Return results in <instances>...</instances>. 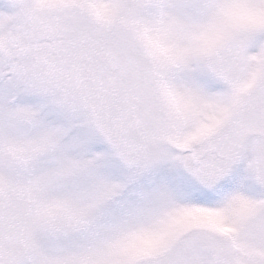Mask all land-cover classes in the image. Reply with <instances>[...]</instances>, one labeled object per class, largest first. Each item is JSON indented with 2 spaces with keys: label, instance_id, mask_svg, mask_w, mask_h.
Segmentation results:
<instances>
[{
  "label": "snow or ice",
  "instance_id": "snow-or-ice-1",
  "mask_svg": "<svg viewBox=\"0 0 264 264\" xmlns=\"http://www.w3.org/2000/svg\"><path fill=\"white\" fill-rule=\"evenodd\" d=\"M0 264H264V0H0Z\"/></svg>",
  "mask_w": 264,
  "mask_h": 264
}]
</instances>
